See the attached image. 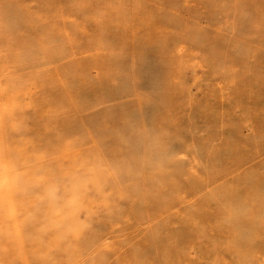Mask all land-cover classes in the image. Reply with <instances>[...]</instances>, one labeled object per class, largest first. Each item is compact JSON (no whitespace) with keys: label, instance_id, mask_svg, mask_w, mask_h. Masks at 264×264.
<instances>
[{"label":"rangeland","instance_id":"rangeland-1","mask_svg":"<svg viewBox=\"0 0 264 264\" xmlns=\"http://www.w3.org/2000/svg\"><path fill=\"white\" fill-rule=\"evenodd\" d=\"M0 90L4 157L88 180L65 264H264V0H0Z\"/></svg>","mask_w":264,"mask_h":264},{"label":"clouds","instance_id":"clouds-1","mask_svg":"<svg viewBox=\"0 0 264 264\" xmlns=\"http://www.w3.org/2000/svg\"><path fill=\"white\" fill-rule=\"evenodd\" d=\"M40 168H18L0 151V215L12 221L11 227H0V251L25 253L27 239L36 248L47 247L45 237L55 232L57 245L69 237L78 238L90 227V211L84 203L88 180L83 176L61 179L38 175ZM23 207V213L17 206ZM32 210H29L28 206ZM22 216V218H18ZM28 231L25 235L26 229Z\"/></svg>","mask_w":264,"mask_h":264},{"label":"bare ground","instance_id":"bare-ground-1","mask_svg":"<svg viewBox=\"0 0 264 264\" xmlns=\"http://www.w3.org/2000/svg\"><path fill=\"white\" fill-rule=\"evenodd\" d=\"M128 11V10H127ZM39 13V12H38ZM244 19V18H243ZM24 26V25H23ZM32 31V30H31ZM34 37V36H33ZM23 40V39H22ZM102 41V40H101ZM99 43V42H98ZM124 43H125V41H124ZM92 44V43H91ZM103 45V44H102ZM105 45V44H104ZM110 45V44H109ZM111 46V45H110ZM74 48V47H73ZM91 53V52H90ZM114 53V52H113ZM57 58V57H56ZM112 59V58H111ZM40 62V61H39ZM122 64V63H121ZM84 67V66H83ZM55 68V67H54ZM115 68V67H114ZM61 69H63V68H61ZM36 71V70H35ZM95 71V70H94ZM50 74V73H49ZM8 76V75H7ZM65 77V76H64ZM79 77V76H78ZM3 78V77H2ZM131 80V79H130ZM30 81V80H29ZM56 81V80H55ZM85 81V80H84ZM36 82H38V81H36ZM62 82H64V81H62ZM37 86V85H36ZM79 87V86H78ZM38 88V87H37ZM40 88V87H39ZM101 88V87H100ZM1 91V90H0ZM34 91V90H33ZM39 91V90H38ZM97 91V90H96ZM74 92V91H73ZM109 92V91H108ZM31 96V95H30ZM77 98V97H76ZM0 102H3V101H0ZM42 102V101H41ZM51 102V101H50ZM78 102V101H77ZM1 104L2 103H0V106H1ZM72 104V103H71ZM2 106H4V105H2ZM2 106H1V108H2ZM6 106H7V104H6ZM55 106V105H54ZM9 107V106H8ZM18 107V106H17ZM52 107V106H51ZM13 108V107H12ZM11 107H10V110L12 109ZM28 108V107H27ZM15 109V108H14ZM14 109H12V110H14ZM36 109V108H35ZM56 109V108H55ZM164 109V108H163ZM1 110H3V109H1ZM20 110V109H19ZM13 112V111H12ZM37 112V111H36ZM15 113V111L13 112V114ZM18 113H21V112H18ZM44 113V112H43ZM1 114V113H0ZM16 114V113H15ZM3 116V115H2ZM23 116V115H22ZM9 117V116H8ZM24 117V116H23ZM26 119H28V118H26ZM17 120V119H16ZM20 120H21V118H20ZM1 121V120H0ZM18 121V120H17ZM63 121V120H62ZM1 122H4V118H3V120L1 121ZM0 122V123H1ZM46 121H44V123H45ZM154 122V121H153ZM10 123H12V122H10ZM2 124V123H1ZM23 125H25L24 123H23ZM47 125V124H46ZM11 126V125H10ZM15 126H17V125H15ZM12 127V126H11ZM20 127H22V126H20ZM24 127V126H23ZM2 129H4V130H6L5 128H3V127H1ZM182 128V127H181ZM1 129V130H2ZM14 129V128H13ZM15 129H17V128H15ZM25 129V128H24ZM35 129V128H34ZM3 130V131H4ZM22 131V130H21ZM15 132V131H14ZM65 133V132H64ZM4 135L6 134V133H3ZM8 134V133H7ZM9 134H11V133H9ZM15 134V133H14ZM0 135H2V134H0ZM12 135V134H11ZM40 135V134H39ZM58 136V135H57ZM44 138V137H43ZM58 138V137H57ZM63 138V137H62ZM76 138V137H75ZM36 140V139H35ZM46 141V140H45ZM57 141V140H56ZM31 142V141H30ZM92 142V141H91ZM47 143V142H46ZM69 144V143H68ZM39 145V144H38ZM226 145V144H225ZM30 146V145H29ZM28 146V147H29ZM31 146H33V145H31ZM223 146V145H222ZM234 147V146H233ZM6 147H4V148H2L1 150H3V149H5ZM8 148V147H7ZM16 148V147H15ZM35 148V147H34ZM54 148V147H53ZM52 148V149H53ZM60 148H62V146L60 147ZM7 150V149H6ZM24 150V149H23ZM22 150V151H23ZM21 151V150H20ZM35 151V150H34ZM182 151V150H181ZM3 152V151H2ZM8 152V151H7ZM44 152V151H43ZM210 152V151H209ZM24 153H26V155H28L27 154V151L25 152L24 151ZM72 153V152H71ZM19 154V153H18ZM74 154V153H73ZM183 154V153H182ZM242 154V153H241ZM6 155H9V154H6ZM62 155V154H61ZM5 156V155H4ZM18 156H20V154L18 155ZM8 157V156H7ZM11 157H13V156H11ZM35 157H37V156H35ZM43 157V156H42ZM10 158V157H9ZM18 158V157H17ZM8 159V158H7ZM19 159V158H18ZM18 159H16L15 158V160H18ZM25 159V158H24ZM23 159V160H24ZM28 159V158H27ZM26 159V161H27V163H28V160ZM225 159V158H224ZM233 159V158H232ZM22 160V159H21ZM20 160V161H21ZM29 161H30V158H29ZM35 161H36V159H35ZM40 161V160H39ZM38 161V162H39ZM18 162V161H17ZM37 162V161H36ZM224 162V161H223ZM22 163H24V161L23 162H21V164ZM26 163V164H27ZM33 163V162H32ZM228 163V162H227ZM37 164H39V163H37ZM36 164V166H38ZM27 165H30L29 163L27 164ZM71 165H73V164H71ZM222 165V164H221ZM68 166H70L69 164H68ZM219 166V165H218ZM25 168H26V166H24ZM23 167V168H24ZM77 167V166H76ZM22 168V169H23ZM59 168H61V167H59ZM76 169V168H75ZM61 170V169H60ZM70 170V169H69ZM78 170H80V169H78ZM225 170V169H224ZM62 171H63V169H62ZM68 171V170H67ZM64 172V171H63ZM71 172V171H70ZM40 173H41V171H40ZM65 173V172H64ZM66 175L65 176H70V175H67L68 173H65ZM70 174V173H69ZM72 176V175H71ZM66 178V177H65ZM69 178V177H68ZM207 180V179H206ZM264 182V181H263ZM97 183V182H96ZM244 183V182H243ZM259 187V186H258ZM256 189V188H255ZM194 190V189H193ZM104 194H107V193H104ZM109 197V196H108ZM104 198V197H103ZM109 198H111V197H109ZM89 200H91V198L90 199H87V195L85 194V196H84V203L87 205V208L89 207V203H91ZM248 200V199H247ZM116 202H117V200H116ZM196 202V201H195ZM232 202V201H231ZM237 202V201H236ZM114 203V202H113ZM113 203H112V201H111V204L113 205ZM193 203V202H192ZM239 203V202H238ZM250 203V202H249ZM257 203V202H256ZM116 204V203H115ZM264 204V203H263ZM111 205V206H112ZM249 205V204H248ZM20 206V205H19ZM234 207V206H233ZM242 207V206H241ZM248 207V206H247ZM255 207V206H254ZM244 208V207H243ZM248 208H250V207H248ZM254 211V210H253ZM245 212V211H244ZM257 212V211H256ZM239 215V214H238ZM252 216V215H251ZM259 216V215H258ZM120 217V216H119ZM188 217V216H187ZM1 218V217H0ZM91 218V217H90ZM90 218H89V223H90ZM109 218V217H108ZM240 218H241V216H240ZM112 219H114V218H112ZM120 219V218H119ZM236 220V219H235ZM108 223H109V221L108 220H106ZM110 221H111V219H110ZM210 221V220H209ZM3 222H5V224L7 223L6 221H3ZM112 222V221H111ZM13 223V222H12ZM255 223V222H254ZM5 224H0V227H3V225L5 226ZM104 224V223H103ZM114 225H115V223H113ZM113 224H112V226H113ZM153 224V223H152ZM105 225V224H104ZM107 225V224H106ZM7 226L8 227H10L8 224H7ZM94 226V225H93ZM93 226H91L90 225V227L88 228V230L87 231H85V232H83L78 238H76V237H69L68 238V240H66V241H63V242H61V243H59V245H57V241L55 240V236H56V233L55 232H51V233H49L46 237H45V241H46V243H47V248L48 247H50L51 249L52 248H54L55 249V260L54 261H57V263L58 264H65V263H68V262H70L71 260H73L74 259V257L76 256V257H79L78 255L79 254H77L78 253V251L81 249V248H83L85 245H86V243H88V241H90V240H92L95 236H97V233H95L94 231H93ZM103 226V225H102ZM111 226V227H112ZM179 226V225H178ZM107 227H108V225H107ZM106 227V228H107ZM111 227L109 228V229H111ZM100 228H103V227H100ZM121 228H124V227H121ZM148 228V227H147ZM104 229V228H103ZM118 229V228H117ZM120 229V228H119ZM126 228H124V229H122L123 230V234H122V236L124 235V232L127 230H125ZM134 229V228H133ZM106 230V229H105ZM121 230V231H122ZM125 230V231H124ZM169 230V229H168ZM197 230V229H196ZM29 231V229H26L25 230V235L27 234V232ZM118 231V230H117ZM106 232H107V230H106ZM109 232V231H108ZM114 232V231H113ZM195 232V231H194ZM240 232V231H239ZM114 233H118V232H114ZM119 233H120V231H119ZM118 233V235H119V237L121 236L120 234ZM126 233V232H125ZM163 233V232H162ZM106 234V233H105ZM111 234V233H110ZM129 234V233H128ZM143 234V233H142ZM198 234V233H197ZM217 234V233H216ZM109 235V234H108ZM116 235V234H115ZM224 235V234H223ZM117 236V235H116ZM105 237H107V236H105ZM104 237V238H105ZM109 237V236H108ZM107 237V238H108ZM228 237V236H227ZM106 238V239H107ZM196 238V237H195ZM210 238V237H209ZM102 239V238H101ZM123 239V238H122ZM130 240V239H129ZM112 241V240H111ZM119 241H123V240H119ZM127 241V240H126ZM208 241V240H207ZM209 241H211V240H209ZM234 241V240H233ZM0 242L1 243H3V242H6V241H3L2 239H0ZM93 242V241H92ZM107 242V241H106ZM106 242H105V244H106ZM166 242V241H165ZM218 242V241H217ZM99 243V245H101V243L102 242H98ZM128 243V242H127ZM4 244H6V243H4ZM119 244V243H118ZM117 244V245H118ZM121 244H122V242H121ZM123 244H125V243H123ZM133 244H134V242H133ZM137 244V243H136ZM227 244V243H226ZM98 245V244H97ZM116 245V244H115ZM116 245V246H117ZM126 245V244H125ZM128 245V244H127ZM126 245V246H127ZM28 246H30V245H28V240L26 239L25 240V253H24V255L23 256H18V258L19 259H21V260H23L24 261V263L26 262V260H27V258H28V250H27V247ZM102 246V245H101ZM120 246V245H119ZM125 246V247H126ZM139 246V245H138ZM8 247H11V245H8ZM33 247V246H32ZM36 247V246H35ZM45 247H42V249H44ZM123 248V247H122ZM122 248H121V250L120 251H122ZM127 248L128 249H130L128 246H127ZM243 248V247H242ZM261 248H263V247H261ZM29 249H31V248H29ZM33 249V248H32ZM53 249V250H54ZM115 249V248H114ZM114 249H113V251H114ZM119 249V248H118ZM125 249V248H124ZM11 250V249H10ZM95 250V249H94ZM127 250V249H126ZM125 250V251H126ZM132 250V249H131ZM164 250V249H163ZM167 250V249H166ZM225 250V249H224ZM12 251V250H11ZM112 251V252H113ZM115 251H116V249H115ZM32 252H34V251H32ZM49 252V251H48ZM111 252V251H110ZM130 252V251H129ZM128 252V253H129ZM42 253V252H41ZM80 253V252H79ZM123 253V252H122ZM133 253V252H132ZM132 253H130L131 255H132ZM134 253H135V251H134ZM133 253V254H134ZM222 253V252H221ZM4 254H5V252H4ZM46 254V253H45ZM48 254V253H47ZM148 254V253H147ZM2 255H3V253H2ZM2 255L0 254V256H1V258L0 259H11L12 257H13V255H11L10 253H8V254H5L3 257H2ZM88 255V254H87ZM115 255H118V254H115ZM149 255V254H148ZM169 255V254H168ZM112 256H113V253H112ZM124 256H126V254L124 255ZM138 255H136L135 257H137ZM195 256V255H194ZM87 257V256H86ZM129 257V256H128ZM111 258V257H110ZM80 258H78V260H79ZM82 259V258H81ZM84 259V258H83ZM108 259H109V257H108ZM115 259V258H114ZM120 259H121V257H120ZM154 259V258H153ZM163 259V258H162ZM15 260V259H14ZM110 260V259H109ZM116 260V259H115ZM130 260V259H129ZM133 260H134V258H133ZM164 260V259H163ZM10 261H12V260H10ZM80 261V260H79ZM112 261L114 262V260L112 259ZM121 261H123V260H120V263H121ZM125 261V260H124ZM2 262H3V260H2ZM5 262H7V261H5ZM82 262V261H81ZM103 262V261H102ZM112 262V263H113ZM72 263V262H71ZM110 263V262H109ZM115 263V262H114ZM119 263V264H120ZM205 263V262H204ZM2 264H4V263H2ZM6 264V263H5ZM78 264H81V263H78ZM100 264V263H99ZM115 264H117V263H115Z\"/></svg>","mask_w":264,"mask_h":264}]
</instances>
